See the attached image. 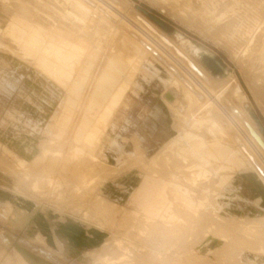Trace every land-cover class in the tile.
<instances>
[{"label": "rangeland", "instance_id": "374dc122", "mask_svg": "<svg viewBox=\"0 0 264 264\" xmlns=\"http://www.w3.org/2000/svg\"><path fill=\"white\" fill-rule=\"evenodd\" d=\"M39 1L42 3H39ZM47 1L48 0H0V54L6 57H12L18 61H26L42 75L44 80L47 81L45 83H50V85L62 88H71L72 92L74 91L75 93L73 92L74 94L66 96L71 99L70 102H67V105H69V113H66L70 116V123L71 121L76 122V120H82L83 117L85 118L88 116L91 119L90 128H92L96 123V126L98 127L105 119V121L108 122L106 126L108 130L105 126H102L103 124H101L102 128L99 126L98 131L102 135L104 133L103 136L105 138L108 137V139L103 138L105 143L107 140L110 141V138L112 144L113 141L115 142V145H112L107 141V150L112 152L113 163L109 164L103 158L105 156L104 153L106 149L103 151L104 153H102V155L101 153L98 154L99 151L98 153L95 152L97 151L98 143L95 142L92 144L88 142L87 133H85L84 142L82 141V143L79 144L80 146H83V149L78 146L73 148L76 153L79 150L78 153L82 155L81 157H83V159L78 160L77 164L76 161L73 162L67 160L68 153L70 151L71 139L69 133L71 128L67 129L68 132L62 141H60L61 143H59V146L56 143L51 146V144H53L57 139H55V137L48 132V129L52 122L57 123L54 121L56 115L52 118L51 115L53 110L44 105L38 95L27 93L22 96V103H32L33 109L31 108V112L14 111V113H8L5 109H8V104L13 102L10 100L14 95L11 99L7 96L1 95L0 97L2 99H0V108L3 111H0V119L7 121L12 120L19 126H25L24 121L31 115L34 120L36 119L40 122H34L36 127H33V129H38L39 132H37L41 134V142L39 144V153L37 157L38 159L36 158L37 160L35 159L34 163L20 160L17 154L12 151L11 145L0 143V169L4 170L15 180V184L18 186L16 194H19L18 192L20 186L21 190H24L25 188L27 190V185L34 178L44 176L46 180L49 177L52 178V183L55 184L51 186V188H48V192H46L44 196H38V194H32L31 196L28 192H23L21 195L35 201L37 205L40 208H44V210L54 211L65 217H74L76 221L82 222L89 228L91 233H97L100 235L101 239L98 241L100 246L94 249H87L88 246L90 247L91 245L79 248L70 244H67L66 247L59 245L57 255L55 253L51 254L50 250H48V247L40 237L36 239L33 238L32 240L27 236H17L18 239L12 238L10 241H4L3 239L0 240V251H4V246H1L3 241L5 244L8 243L11 246V258H7L5 264H45L40 263L39 260H44L47 264H264V217L251 214V220L253 222L255 221L254 228L251 226H242V230L237 229L242 232L241 236H238L240 235V231H238L239 233L237 232L238 234L235 232L237 230L234 225L237 223H233V226H231L232 223L226 224V221L231 219L230 215L228 216L227 213L229 214L228 207L232 206V204L238 202L246 204L251 207V211L255 210L256 205L250 197L243 194L239 174L234 168L236 165L235 158H237V156L228 150L224 141L218 138V133L215 130L211 128L206 132L208 126L212 125L211 112L206 111L199 114L198 121H190V125L188 124V121H186V123H182L185 121H183L184 119H181V116H183V114L184 116H188V114H191V112L199 106L195 108L196 106L191 105V103L188 104L187 100L186 102L180 98L175 89H168L169 87L161 82L163 79L162 76L154 74L144 76L137 73L133 63H130L127 48H125L122 43L120 45V34L117 31H111L110 29L113 28H110V25L106 30L105 24L103 25L105 28H96V26H93L90 29L88 28L83 30L82 26L85 25L84 20L75 15L71 9L63 12L62 15L59 16L60 18L58 17V19H56L57 21L59 20L56 23V27L50 30L47 27V24L50 25V20L47 16L49 14L53 15L52 13L54 12L49 9H43L44 4H47ZM59 1L62 4L71 3L69 5L70 7L75 3V0ZM200 1L201 0H180L177 4L175 2L168 3L164 0H128L125 11L123 12L125 16H131L130 14L134 12L145 17L173 43L184 49L185 52L190 55L202 69L207 71L217 80L227 81L234 78L236 82L234 84V88L235 85H238L240 91L245 96L244 100L239 101L234 95H226L221 99L223 101L220 100L218 103L222 106L225 105L224 107L228 105L230 107L233 106L238 108L240 114H243L246 119L251 121L252 125L255 126L264 139V51H260V39L264 40V0H215L214 3L216 6H213L211 2L209 3L210 0ZM204 3L206 5L208 4V10L212 15H210L211 17L209 16L207 19L202 20L200 24L197 23L195 19L198 18V8H202ZM186 6L191 9H188ZM217 11L224 12L225 19L221 25H224L223 27L226 30H223L222 26L214 24L212 21L214 15L217 14ZM9 23L12 25L13 32L7 31L6 27ZM61 27L64 28L62 29ZM216 29L219 30L217 31ZM66 31L68 33H66ZM178 34L181 35V38L178 37ZM82 35L84 36L82 37ZM6 37L19 43L20 47L27 52L29 58L22 57L21 53L18 54V51L11 46V43L6 39ZM98 37H100L103 41H100ZM117 41H119L118 44ZM82 44L85 46L83 47ZM248 45L251 46V51H249V54L251 55H248L247 52ZM196 47H199L210 54L207 53L202 57H198L195 53ZM245 52L247 53L245 54ZM131 58L136 61L138 56L136 54H132ZM206 60L212 67L215 68L218 75H215L213 70H209L206 67ZM105 61H107V64ZM110 61L113 64L114 61L118 63L125 62L130 67L129 70L133 73V75L128 79L129 81L126 86L123 87L119 82L115 87V89L125 88L123 90L125 99L120 100L119 102L117 101V103H109V106L107 105L108 100H110V98L114 95L115 89H113V85H102L101 82L103 74L111 77L113 76V78L118 77L117 72L108 70V65L112 64ZM35 63L39 65L38 68L35 66ZM1 81L2 79L0 77V83ZM97 83H100V85L103 86L105 93L107 90L109 91L106 93L108 95L107 101H104L99 94H97V91H95ZM213 88L217 92L220 90L218 85ZM166 90L167 98L174 106V108L172 107V111L170 110V107L167 109L166 106L163 105L160 97L158 96L162 93V91L164 93ZM15 93H18L17 90L14 91V94ZM153 94L155 95L152 96ZM83 96L85 97V102L88 101L86 106L82 105L84 100ZM206 99L207 97L202 95L200 97L201 103ZM88 103L91 104V106L93 105L92 107L95 109L98 108L100 111H97V109L95 111L94 108H92V112L87 111ZM126 105L127 107H125ZM157 108L161 109V113L156 110ZM175 108H177V110ZM37 109L40 112L36 111ZM104 110L106 112L102 114ZM162 114H165V116L167 115V126L166 119L164 123L160 122V115ZM35 116L36 118H34ZM102 116L105 118H102ZM138 117L143 119L141 120ZM222 118L224 119V117ZM118 119H123L124 122L118 121ZM124 119H130L131 122H125ZM146 119L152 120L153 125H148ZM223 119L222 121L224 122L221 124L225 132L228 134L229 129L231 130V126L226 119ZM178 121H180V123ZM112 123L114 124L112 125ZM114 125L118 129L115 128ZM174 126L177 130L172 129ZM113 128L114 133L116 132L115 135L112 132ZM76 130L77 129L74 131ZM120 130L121 132H119ZM145 130L146 132H144ZM161 130H164L165 132L169 130L168 139H166L165 134H159ZM109 131L113 134L108 133ZM124 131H127V133H123ZM182 131H189L193 138L188 137L185 138L184 141L177 140L179 136L183 134ZM134 132H138V134L144 138V146L133 142L132 139H134ZM156 134H158V136ZM151 135L153 139L151 138ZM236 135L239 136L237 133ZM60 136L61 135H58V137ZM118 137L120 138L118 139ZM125 137L128 141L130 140L129 142L133 143L134 152L132 151V154L126 151V146L123 141ZM171 139L173 141H171ZM85 141H87V143ZM90 144L92 146H90ZM94 144L96 148H93ZM148 145L152 146L149 147ZM118 146H121V149L118 148ZM138 146L139 148L141 146L140 151L142 154L137 155V153L140 152L136 151L139 150ZM48 147H52V151L57 154H60L59 150L62 149L63 152L61 157L56 158L54 157V154L51 153V155H49L46 159L42 160L41 155L43 154L44 148ZM111 147H113V151ZM145 147L147 148L145 149ZM151 148L154 150V154L151 156L154 161H152L151 157H144L145 150ZM166 153H170V155ZM207 155H212V159L209 160ZM88 160L90 161L88 162ZM137 160L138 162L141 160V163L139 162V164H142V168H144L143 170L140 168L139 164L137 165L135 163L136 165H134V162ZM216 160L223 161L225 165L223 167H217L215 165L208 166L211 161ZM142 161H145V163ZM162 161H164V164ZM130 162H133L132 167H129L131 166ZM192 162H194V164H192ZM98 163L100 165H98ZM152 163L154 166H152ZM78 164L81 166L78 167ZM145 164L148 166H145ZM175 164L177 165L175 166ZM126 165H128L127 168ZM84 166L86 168H84ZM94 166L95 168H93ZM120 166L125 167L121 168ZM138 167L141 170L138 169ZM90 168L95 170V174L97 173V175L102 174L106 176L105 173L110 174V171L111 175H107L109 179H107V177H102V179H99L96 184L91 183L85 185V187H83V185L80 186L82 170L85 169L84 171L91 173L92 170H90ZM121 169L122 171L126 170L127 172L132 170H139L144 173L151 172V175L165 176L164 178L170 181V187L172 190L170 196L173 202L171 204L170 211L166 212V216L158 218V220L149 217L139 212L134 203L131 204V202H129V196L123 199L125 201H122L120 198L108 196L105 193L101 181L106 180L110 183H116L113 179L117 178L121 174L122 171H119ZM20 171L23 172V177L19 175ZM126 171L124 172L127 173ZM25 173L30 174V177L27 176L29 180H25ZM113 173L114 176H112ZM47 183H49V179ZM73 185H79L85 192L82 190L76 191L75 198H73L71 192ZM220 201H223L224 205L220 203ZM216 202L219 203L220 208H218L219 206ZM76 204L80 209L76 208L74 212L75 215H73V206H76ZM224 206L228 207L225 208ZM186 211L189 213H186ZM205 212L207 215L210 213L207 217L211 222L206 219L207 217ZM201 213L203 214L201 215ZM0 214H3L2 210H0ZM178 214H180V216ZM21 215L22 213L18 209L6 210L4 218L6 220V226L10 228L11 232L17 233L18 229L22 228L26 224L28 219ZM210 215H213L214 218L210 217ZM82 216H84L86 220H84ZM199 216H204V218L202 217V219ZM88 218L90 221H88ZM212 220L215 221L213 222ZM259 220L262 222L260 223ZM236 221L239 223L245 222L244 224H246L248 222V218L243 215ZM0 222H4L1 219V216ZM151 223L152 225H150ZM218 223L220 227L218 226ZM156 224L159 226L158 229H162L163 227V229L165 228L164 231L166 230L167 233L156 229L158 227ZM187 224L188 226H191L188 227ZM167 228L171 229L170 231L172 232L174 230V234L172 232H168L169 230L167 231ZM188 228L189 231H186ZM148 229H151L152 231ZM175 230H177V232ZM231 231L235 232L231 234L232 236L230 235L231 237L237 235V237L242 238L238 239L236 237V240L238 239V243L236 242L235 237L233 238L235 240L234 241L229 236ZM150 232H154V234H151ZM160 232L165 233L164 235L162 233L163 237L160 235ZM252 233L255 237L259 238L260 236V238H254ZM168 234L173 235H169V237ZM21 237H23V239ZM166 239H169L170 242ZM250 241L251 243L258 242L256 245L255 243L251 244ZM241 242H244L245 246ZM236 243L238 244V247L233 246L236 245ZM239 243L242 244L240 245L242 246L241 248H239ZM7 250L8 249L6 248V251ZM20 250H22V255L24 256H20ZM67 252L70 254H66ZM25 253H27L28 258L25 257ZM78 253L79 255H77ZM25 259H27V261Z\"/></svg>", "mask_w": 264, "mask_h": 264}, {"label": "bare ground", "instance_id": "6f19581e", "mask_svg": "<svg viewBox=\"0 0 264 264\" xmlns=\"http://www.w3.org/2000/svg\"><path fill=\"white\" fill-rule=\"evenodd\" d=\"M17 1V0H16ZM46 1V0H45ZM126 1V2H125ZM161 1V0H160ZM166 2H175L178 4V2H180V0H164ZM198 1V0H197ZM202 1V0H201ZM200 1V2H201ZM215 0H210L209 3L211 2V4L213 6H216L215 3H214ZM217 1V0H216ZM24 2V1H22ZM41 1H39L40 3ZM127 2L128 0H75V3L70 7L69 5L71 3H68V4H62L59 0H48L47 1V4L45 3L44 4V8L43 9H49L50 11L54 12L52 13L53 15H48V19L50 20V25L47 24L48 26V29L52 30L54 27H56V23L59 21H57L56 19H58L59 16L62 15L63 12H66V11H69L70 9L74 12L75 15L79 16L81 19L84 20L85 22V25L82 26V29L83 30H86V29H90L92 28L93 26L96 28H105L106 27V30L107 28H109L108 26L110 25V28H113V29H110L111 31H117L119 34H120V39L119 41L121 40L120 42V45L121 43L125 46V48H127L128 50V53H129V57H130V63L134 65V68L136 69L135 71H137V73L141 74V75H149V74H154V75H159V76H162L163 79L161 80L162 84H165L166 86H168L169 88L168 89H175L176 92H178V96H180V98H182L184 101H188V104L191 103V105L193 106H196L195 108H197V106H199L197 109H192L194 110L193 112H191V114H188V116H181L182 118L181 119H184L183 121L185 122H181L182 123H186V121H188V124L190 125V121H195L197 122L198 121V115L203 113V112H206V111H210L211 112V121H212V125L208 126V128L206 129V132L209 130V129H213L215 130L218 134V138L222 139L225 143V146L228 148V150L231 151V153L235 154L237 156L236 159V165L234 166V168L236 169L237 173L239 174V177H240V180H241V186H242V189H243V194L245 196H248L251 198V200L254 202V204L256 205V208L255 210L251 211V207L250 206H247L246 204H242V203H234L232 204V206L228 207L229 209V214L227 213V215L231 217V219L229 221H226V224L228 223H232L231 226L234 225V227L237 229H243L241 228L242 226H251L252 228H254V224H255V221L253 222L251 220L252 216H250L251 214H256L257 216H263L264 217V139L262 137V135L257 131V129L255 128L254 125H252L251 121H249L248 119H246L244 117L243 114H240V111L238 110V108L236 107H233V106H228L226 105V107L220 105L218 102H220V100L224 97V96H231V95H234L239 101H243L245 96L244 94H242V92L240 91V88L238 87V85H235V88H234V84L236 83L234 78H231L229 80H217L216 78H214L213 76H211L207 71H205L204 69H202L198 63L190 56L188 55L184 49L180 48L179 46H177L175 43H173L166 35H164L162 32H160V30H158V28H156L155 26H153L145 17L141 16L140 14H137V13H131L130 15L131 16H125L124 15V12L125 11V8H126V5H127ZM205 2V1H204ZM35 3V2H34ZM42 3V2H41ZM188 3V1H187ZM207 3V2H206ZM37 5V4H36ZM39 5V4H38ZM208 5V4H207ZM207 5L204 3L202 8H198V18L195 19V21L197 23H200L201 24V21L204 20V19H207V17H209L211 14V12L208 10V7ZM14 6V5H13ZM226 6V5H225ZM6 7V6H5ZM39 7V6H37ZM188 8V6H186ZM190 8V7H189ZM188 8V9H189ZM16 9V7H15ZM20 9V8H19ZM27 9V8H26ZM191 9V8H190ZM29 10V9H28ZM48 10V11H49ZM20 11V10H19ZM47 11V12H48ZM21 12V11H20ZM45 12V11H44ZM50 13V12H49ZM26 14V13H25ZM48 14V13H47ZM194 14V13H193ZM29 16V15H28ZM211 17V16H210ZM21 18V17H20ZM43 18V17H42ZM60 18V17H59ZM22 19V18H21ZM224 19H225V16H224V12H220V11H217V14L214 15L213 17V23L214 24H219L220 26L222 22H224ZM31 23V22H30ZM210 23V22H209ZM211 23V24H213ZM106 25L105 27L103 25ZM203 24V23H202ZM31 26V25H30ZM224 26V25H223ZM222 26V27H223ZM35 27V26H34ZM38 27V26H37ZM60 27V26H59ZM209 27V26H208ZM7 31L9 32H13L12 31V25L9 23V25H7ZM23 28V27H22ZM62 28V27H61ZM64 28V27H63ZM62 28V29H63ZM25 29V28H24ZM40 29V28H39ZM61 29V30H62ZM81 29V28H80ZM81 29V30H82ZM223 30H226L224 27L222 28ZM6 30V29H5ZM27 30V29H26ZM66 30V29H65ZM82 30V31H83ZM217 30V29H216ZM219 30V29H218ZM217 30V31H218ZM110 31V32H111ZM230 31V29H229ZM228 31V32H229ZM85 32V31H84ZM101 32V31H100ZM59 33V32H58ZM66 33H68L66 31ZM86 33V32H85ZM97 33V32H96ZM103 33V32H102ZM112 33V32H111ZM221 33V32H219ZM224 33V31H223ZM222 33V34H223ZM61 34V33H60ZM87 34V33H86ZM91 34V33H90ZM95 34V33H94ZM221 34V35H222ZM36 35V34H35ZM70 35V34H69ZM88 35V34H87ZM93 35V34H92ZM111 35V34H110ZM84 35H82L83 37ZM108 36V35H106ZM72 37V36H71ZM76 37V36H75ZM81 37V38H82ZM86 37V35H85ZM84 37V38H85ZM88 37V36H87ZM92 37V36H91ZM105 37V36H104ZM109 37V36H108ZM178 37L181 38V35L178 34ZM42 38V37H41ZM100 39V41H103L101 40L100 37H98ZM6 39L11 43V46H13L16 51H18V54L21 53L22 57L24 58H29V56L27 55V52L25 50H23L19 43L13 41V39L11 38H8L6 37ZM45 39V38H43ZM88 39V38H86ZM85 39V40H86ZM98 39V41H99ZM106 39V38H105ZM118 39V37H117ZM72 40V39H71ZM84 40V39H83ZM89 40V39H88ZM106 41V40H105ZM117 41V44L118 42ZM7 43V42H6ZM79 43V42H78ZM102 43V42H101ZM100 43V44H101ZM104 43V42H103ZM99 44V45H100ZM260 51L263 52L264 51V40L263 39H260ZM81 45V44H79ZM98 45V44H97ZM103 45V44H102ZM82 46L84 47L85 45L82 44ZM101 46V45H100ZM105 46V45H104ZM117 47V45H116ZM101 48V47H100ZM248 55H251L249 54V51H251V46L248 45ZM118 49H119V45H118ZM119 51V50H117ZM125 52V51H124ZM245 52V54L247 53ZM7 53V52H6ZM195 53L196 55H198V57H202L204 55H206L208 52L207 51H204L202 50L201 48L199 47H196V50H195ZM81 54V53H80ZM111 54V53H110ZM132 54H136L138 56V59L136 61L132 60L131 58V55ZM210 54V53H208ZM83 55V54H82ZM128 55V54H127ZM118 58V57H117ZM106 64H107V61H105ZM103 62V63H105ZM208 62V61H207ZM109 63V62H108ZM110 63H112L110 61ZM36 67L38 68L39 65L37 63H35ZM113 64V63H112ZM109 64L108 65V70H112V71H115L118 73V77L117 78H113V76H109V75H105L103 74L102 76V85H108V86H112L113 89H115V87L117 86V84L120 82V84L124 87L127 85L128 83V79L130 78V76L133 75V73L130 72L129 70V66L125 63V62H116L114 61V64ZM206 65V64H205ZM104 67V66H103ZM206 67L210 70H212L211 68V65H206ZM102 68V67H101ZM86 69V68H85ZM105 69V67H104ZM133 70V69H132ZM106 71V70H105ZM213 73L215 74V70H213ZM215 75H218L215 74ZM81 77V76H80ZM234 77V76H233ZM79 78V77H78ZM91 78V77H90ZM89 78V79H90ZM110 78V79H109ZM112 78V79H111ZM86 79V78H85ZM114 79V80H113ZM153 79V78H152ZM160 79V78H159ZM228 79V78H227ZM84 80V79H83ZM90 81V80H89ZM90 83V82H89ZM88 83V84H89ZM92 84V83H91ZM78 85V83H77ZM76 85V86H77ZM220 88V90L217 92L213 87L214 86H217ZM88 86V85H87ZM93 86V85H92ZM164 86V87H166ZM77 88V87H76ZM107 88V87H106ZM109 88V87H108ZM125 88L121 89V88H118V89H115V93L114 95L110 98V100H108V104L110 106V104L116 102L117 101L119 102L120 100H124L125 99V94H124V90ZM155 89V88H154ZM86 90V89H85ZM84 90V91H85ZM107 90V89H106ZM111 90V88H110ZM95 91H97V94H99V96L104 100V101H107V97L108 95L106 94L107 92H109L108 90L104 91V88L103 86L100 85V83L98 84L97 83V86L95 88ZM74 92V91H73ZM75 93V92H74ZM94 93V91H93ZM113 93V92H112ZM91 95V94H90ZM155 94H153L152 96H154ZM202 95H205V97H207V99L202 103L200 101V97ZM81 96V95H80ZM88 96V95H87ZM86 96V97H87ZM163 103L164 106H166V108L168 109L170 107V110L172 111V107L174 108V106L170 103V101L168 100L167 98V90L163 93H160L158 95ZM84 97V96H83ZM89 97V96H88ZM83 99V98H82ZM88 99V98H87ZM86 99V100H87ZM101 100V99H99ZM82 101V100H81ZM102 101V100H101ZM186 101V102H187ZM223 101V100H221ZM226 101V100H225ZM88 102V101H87ZM87 102H85V97H84V100H83V103L82 105L86 106ZM103 102V101H102ZM110 103V104H109ZM142 103V102H141ZM225 103V102H224ZM67 104V103H66ZM105 104V103H104ZM136 104V103H135ZM63 105V104H62ZM122 105V104H121ZM148 105V104H147ZM93 106V105H92ZM91 104L88 103L87 105V111L89 112H92V107ZM105 106V105H104ZM188 106V105H187ZM127 107V105L125 106ZM137 107V106H136ZM191 107V106H190ZM62 108V107H61ZM111 108V107H110ZM124 108V107H123ZM132 108V107H131ZM194 108V107H192ZM97 111L99 110L98 108H96ZM96 109L94 108V110L96 111ZM133 109V108H132ZM177 110V108H175ZM136 110V109H135ZM157 111H159L161 113V109L160 108H157L156 109ZM191 110V111H192ZM100 111V110H99ZM77 112V111H76ZM106 112L105 110L102 112V114ZM109 112V111H108ZM115 112V111H114ZM130 112V110H129ZM135 112V111H134ZM146 112V111H145ZM170 112V111H169ZM116 113V112H115ZM114 113V114H115ZM188 113V112H186ZM190 113V111H189ZM76 114V113H75ZM118 114V113H117ZM128 114V113H127ZM177 114V113H176ZM179 114V113H178ZM116 115V114H115ZM120 115V114H118ZM182 115V114H181ZM222 115V116H221ZM106 116V115H105ZM144 116V115H143ZM152 116V115H151ZM161 118H160V122H165V119H166V126L168 125V121H167V115L165 116V114H162L160 115ZM82 117V116H81ZM100 117V116H99ZM134 117V115H133ZM180 117V116H179ZM224 117V119L222 118ZM102 118H105L102 116ZM109 118V117H108ZM119 118V117H117ZM140 118V117H138ZM100 119V118H99ZM141 119V118H140ZM143 119V118H142ZM141 119V120H142ZM148 119V118H147ZM146 119V120H147ZM223 120H227L228 123H230V126H231V130L229 129L228 131V134L225 132V130L223 129L222 127V121ZM59 114L57 112L56 114V118H55V122H59ZM74 120V119H73ZM86 120L90 121L89 118H86ZM117 120V119H116ZM125 120V119H124ZM62 121V120H61ZM101 121V120H99ZM118 121H121V122H124L123 119H118ZM131 120H125V122H128ZM226 121V122H227ZM175 122V121H174ZM180 123V121H178ZM153 121L152 120H147V124L148 125H153L152 124ZM88 124V123H87ZM97 124V123H96ZM96 124L92 127V128H88V129H85L87 133V136H88V139L87 141L90 142V143H98V147H97V152L99 151L98 154L101 153H104L103 151H105V156L103 157L106 162H108L109 164L110 163H113V156H112V152H109L107 150V147H108V144H107V141L106 143L104 142V139L105 138L102 134H100V132L98 131V127L101 126V124H103L102 126H107L108 122L105 121V119L103 120V123H100V125L97 127ZM114 123H112L113 125ZM177 124V122H176ZM225 124V123H224ZM116 125V124H115ZM114 125V126H115ZM174 125V124H173ZM187 125V124H185ZM188 125V126H189ZM228 125V124H227ZM60 126V125H59ZM101 126V128H102ZM117 126V125H116ZM115 126V128H117ZM164 126V125H163ZM177 126V125H176ZM78 127V126H77ZM113 127V126H112ZM159 127V126H158ZM190 127V126H189ZM70 128V127H69ZM110 128V127H109ZM136 128V127H135ZM186 128V127H185ZM105 129V128H104ZM106 129L108 130V128L106 127ZM118 129V128H117ZM122 129V128H121ZM127 129V128H126ZM174 130H177V128H175V126L172 128ZM83 131H85L84 129H82ZM235 132H234V131ZM105 131V130H104ZM112 131V129H111ZM114 133V128H113V131ZM121 132V130L119 131ZM127 133V131H124L123 133ZM146 132V130L144 131ZM110 133V131L108 132ZM113 133H110V134H113ZM116 133V132H115ZM114 133V135H115ZM140 133V132H139ZM143 133V132H142ZM148 133V132H147ZM180 133V132H179ZM182 135L179 136V138L177 140L179 141H184L185 138H188V137H192L193 136L189 133V131H182ZM236 133L239 135L237 136ZM56 134V133H55ZM121 134V133H120ZM131 134V133H130ZM149 134V133H148ZM151 134V133H150ZM159 134H165L166 135V139L169 138V130L168 131H164V130H161ZM228 136H227V135ZM74 135V134H73ZM101 135V136H100ZM113 135V136H114ZM147 135V134H146ZM158 136V134H156ZM225 135V136H223ZM106 136V135H105ZM130 136V135H128ZM134 139L133 142L139 144V145H142L144 146V143H145V140L144 138H142V136L140 134H138V132H134V135H133ZM164 136V135H163ZM120 137H118L119 139ZM131 138V137H130ZM151 138H152V135H151ZM86 139V138H85ZM105 139H108L105 138ZM117 139V140H118ZM146 139V137H145ZM153 139V138H152ZM158 139V138H157ZM162 139V138H161ZM96 140V141H95ZM111 143V138L109 139ZM131 140V141H132ZM87 141H85L87 143ZM124 143H125V146H126V151L131 153L132 154V151H133V143L132 142H129L126 137L123 139ZM171 141H173L171 139ZM153 142V141H152ZM155 142V141H154ZM162 142V141H161ZM109 143V144H110ZM115 142L113 141V144ZM147 143V142H146ZM150 143V142H148ZM157 143V142H155ZM223 143V142H222ZM223 143V144H224ZM112 144V143H111ZM112 144V145H113ZM152 144V143H151ZM158 144V143H157ZM191 144V143H190ZM89 145V143H88ZM115 145V144H114ZM154 145V144H153ZM156 145V144H155ZM87 146V145H85ZM90 146H92L90 144ZM110 146V145H109ZM149 146V145H148ZM152 146V145H151ZM149 146V147H151ZM95 147V144L93 145V148ZM115 147V146H114ZM117 147V146H116ZM137 147V145H136ZM172 147V146H171ZM77 148V147H76ZM88 148V147H87ZM96 148V147H95ZM112 148V151H113V147ZM118 148L121 149V146ZM141 148V146H140ZM139 148L138 146V149L139 150H136L137 152L140 151L141 149ZM147 147H145L146 149ZM154 148V147H153ZM79 149V148H78ZM117 149V148H116ZM118 149V150H120ZM180 149V148H179ZM96 150V149H95ZM79 151V150H78ZM77 151V153H78ZM82 151V150H81ZM115 151V150H114ZM121 151V150H120ZM119 151V152H120ZM83 152V151H82ZM92 152V151H90ZM134 152V151H133ZM141 152V151H140ZM137 153L138 154H142L141 153ZM127 153V154H129ZM145 153V154H144ZM143 154L145 155L144 157H151L153 156L154 154V150L151 149H148V150H145ZM186 153V152H185ZM193 153V152H192ZM118 154V153H117ZM129 154V155H131ZM134 154V153H133ZM166 154H169L170 153H166ZM78 155V154H77ZM96 155V154H95ZM157 155V154H156ZM192 155V154H191ZM79 156V155H78ZM82 156V155H81ZM98 156V155H97ZM125 156V155H124ZM158 156V155H157ZM195 156V155H193ZM126 157V156H125ZM143 157V158H144ZM165 157V156H163ZM162 157V158H163ZM171 157V156H169ZM196 157V156H195ZM78 158V157H77ZM82 158V157H81ZM101 158V159H103ZM140 158V157H139ZM138 158V160H139ZM152 158V161L153 160V157ZM176 158V157H175ZM207 158L210 160L212 159V155H207ZM80 159V158H79ZM83 159V158H82ZM81 159V160H82ZM86 159V158H85ZM92 159V158H91ZM137 159V158H136ZM141 159V158H140ZM155 159V158H154ZM164 159V158H163ZM162 159V160H163ZM135 161L134 162V165H138L139 161L138 162ZM143 160V159H142ZM146 160V159H144ZM90 160H88L89 162ZM151 161V162H152ZM160 161V160H159ZM158 161V162H159ZM74 162V161H73ZM138 162V163H137ZM143 162V161H142ZM147 162V161H146ZM150 162V163H151ZM164 161H162L163 163ZM174 162V161H173ZM177 162V160H176ZM179 162V161H178ZM131 163V166L129 167H132L133 166V162H130ZM136 163V164H135ZM141 163V162H140ZM145 163V161L143 162ZM201 163V162H200ZM84 164V163H83ZM96 164V163H95ZM159 164V163H158ZM164 164V163H163ZM166 164V163H165ZM179 164V163H178ZM190 164V163H189ZM188 164V165H189ZM192 164H194V162H192ZM74 165V164H73ZM87 165V164H85ZM94 165V164H93ZM98 165H100L98 163ZM140 165V164H139ZM160 165V164H159ZM177 164H175L176 166ZM180 165V164H179ZM182 165V163H181ZM145 166H148L147 164H145ZM152 166L153 163H152ZM172 167H174L173 165H171ZM185 166V165H184ZM75 167V166H74ZM90 167V166H89ZM106 167V166H105ZM121 168H124L122 166H120ZM128 167V165H126V168ZM136 167V166H135ZM142 164L140 165V168L143 170L144 168H142ZM150 167V166H149ZM148 167V168H149ZM171 167V168H172ZM182 167V166H181ZM187 167V166H186ZM84 168H86L84 166ZM95 168V166L93 167ZM98 168V167H97ZM102 168V167H100ZM134 168V167H133ZM137 168V167H136ZM138 167V169H140ZM165 168V167H164ZM140 169V170H141ZM182 169V168H181ZM85 170V169H84ZM90 170H92V168H90ZM99 170V169H98ZM101 170V169H100ZM112 170V169H111ZM114 170V169H113ZM131 170V169H129ZM128 170V171H129ZM173 170V169H172ZM107 171V170H106ZM116 171V170H115ZM114 171V172H115ZM120 172L122 171L119 170ZM126 171V170H124ZM122 171L121 174L124 172ZM156 171V170H155ZM158 171V170H157ZM199 171V170H198ZM77 172V171H76ZM103 172V171H102ZM100 172V173H102ZM127 172V171H126ZM146 172V171H145ZM154 172V171H152ZM162 172V171H161ZM169 172V171H168ZM197 172V171H196ZM89 173V172H88ZM92 173V172H91ZM99 173V172H98ZM110 174L108 173H105L108 178L109 175H111V171L109 172ZM118 173V171H117ZM125 173V172H124ZM123 173V174H124ZM151 173V172H150ZM148 173V174H150ZM85 174V173H84ZM95 174V173H94ZM97 174V173H96ZM120 174V175H121ZM184 174V172H183ZM188 174V173H186ZM225 174V173H224ZM79 175V174H78ZM99 175V174H98ZM108 175V176H107ZM119 175V174H117ZM119 175V176H120ZM166 175V174H165ZM203 175V174H202ZM85 176V175H84ZM114 176V173L113 175ZM160 176V175H159ZM100 177H103L101 176L100 174ZM165 177V176H164ZM195 177V176H194ZM91 178V177H89ZM188 178V177H187ZM102 179V178H100ZM104 179V178H103ZM113 179V178H112ZM116 179V178H115ZM114 179V180H115ZM187 180V179H186ZM86 181V180H85ZM203 181V180H202ZM83 182V181H82ZM103 182V181H101ZM104 183V182H103ZM223 185V184H222ZM85 186V185H84ZM188 186V185H187ZM196 187V186H195ZM193 188V187H192ZM172 191V190H170ZM173 196V195H172ZM203 197V195H202ZM171 198V197H170ZM204 199V197H203ZM183 200V199H182ZM230 200V199H229ZM236 200V199H235ZM239 200V199H238ZM106 202V201H105ZM251 202V201H250ZM249 202V203H250ZM217 203V202H216ZM215 203V205H216ZM220 203H224L223 201H220ZM233 203V201H232ZM226 204V203H225ZM98 205V204H97ZM186 205V204H185ZM215 205H214V208H215ZM217 205L219 206L218 208H220V205L219 203H217ZM216 205V206H217ZM224 205V204H223ZM222 205V206H223ZM229 205V204H228ZM221 206V207H222ZM98 207V206H97ZM225 207V206H224ZM225 207V208H226ZM254 207V206H253ZM236 208V209H235ZM93 210V209H92ZM99 210V209H97ZM221 210V209H219ZM218 210V211H219ZM107 211V210H106ZM99 212V211H98ZM181 212V211H180ZM212 212V211H210ZM91 213V212H90ZM106 213V212H105ZM179 213V212H178ZM186 213H189L188 211H186ZM186 213H185V218H186ZM206 213V212H205ZM108 214V213H107ZM203 213H201L202 215ZM210 214V213H209ZM208 214V215H209ZM180 216V214H178ZM200 215V214H199ZM206 217L208 216L207 213L205 214ZM246 216L248 218V222L246 224H244L245 222H242V223H239L237 222L236 220L238 218H240L241 216ZM255 215V216H256ZM188 217V216H187ZM193 217V216H192ZM198 217V216H197ZM201 217V216H199ZM204 218V216H202ZM201 217V218H202ZM205 217V218H206ZM210 217L214 218L213 215ZM184 218V217H182ZM202 218V219H203ZM195 219V218H194ZM206 219L209 220V218L207 217ZM99 220V219H98ZM104 220V219H103ZM129 220V219H128ZM190 220V219H189ZM201 220V219H200ZM199 220V221H200ZM216 220V219H215ZM214 220V221H215ZM247 220V219H246ZM256 220V219H255ZM207 221V222H208ZM213 221V220H212ZM213 221V222H214ZM258 221V220H257ZM256 221V222H257ZM260 223L262 222L261 220H259ZM99 222V221H98ZM109 222V221H108ZM145 222V221H144ZM189 222V221H188ZM211 222V221H210ZM97 223V222H96ZM101 223V222H100ZM119 223V222H118ZM143 223V222H142ZM216 223V222H215ZM214 223V224H215ZM224 223V222H223ZM234 223V224H233ZM239 223V224H238ZM264 223V222H263ZM103 224V223H102ZM158 224V223H157ZM156 224V225H157ZM196 224V223H194ZM210 224V223H208ZM252 224V225H251ZM106 225V224H105ZM108 225V224H107ZM139 225V224H138ZM152 225V223L150 224ZM155 225V224H154ZM153 225V226H154ZM159 225V224H158ZM157 225V226H158ZM162 225V224H161ZM217 225V223H216ZM221 225V224H220ZM225 225V224H224ZM223 225V226H224ZM264 225V224H263ZM102 226V225H100ZM123 226V225H122ZM155 226V227H157ZM160 226V225H159ZM159 226L156 228L158 229ZM188 226V224H187ZM191 226V225H190ZM188 226V227H190ZM193 226V225H192ZM200 226V225H199ZM198 226V227H199ZM207 226V225H206ZM218 226H219V223H218ZM222 226V225H221ZM228 226V225H227ZM238 226V227H237ZM260 226V225H259ZM124 227V226H123ZM151 227V226H149ZM186 227V226H185ZM201 227V226H200ZM220 227V226H219ZM226 227V226H225ZM233 227V228H234ZM122 228V227H121ZM154 228V227H153ZM174 228V227H173ZM179 228V227H177ZM187 228V227H186ZM192 228V227H191ZM229 228V227H228ZM231 228V227H230ZM260 228V227H259ZM152 229V228H151ZM151 229H148V230H151ZM155 229V228H154ZM165 229V228H164ZM163 227L162 229H158V230H162L163 232H166V230L164 231ZM182 229V228H181ZM198 229V228H197ZM201 229V228H199ZM207 229V228H206ZM220 229V228H219ZM262 229V228H261ZM146 230V231H148ZM153 230V229H152ZM151 230V231H152ZM169 230V231H168ZM171 229H168L167 228V231L168 232H172L170 231ZM205 230V229H204ZM222 230V229H221ZM227 230V229H226ZM233 230V229H232ZM157 231V230H156ZM177 232V230H175ZM186 231H189V228L188 230L186 229ZM199 231V230H198ZM240 230H237L235 231L236 234H238ZM159 232V231H158ZM162 232V233H163ZM174 232V230H173ZM172 232V233H173ZM180 232V231H179ZM233 231L227 234H229V236L233 233H235ZM238 232V233H237ZM264 232V230H263ZM151 233V232H150ZM154 234V232H152ZM151 233V234H152ZM156 233V232H155ZM161 233V232H160ZM162 233L160 235H162ZM167 233V232H166ZM223 233V232H222ZM241 231H240V235L238 236H241ZM258 233V231H257ZM133 234V233H132ZM139 234V233H138ZM137 234V235H138ZM165 233H163L164 235ZM174 234V233H173ZM172 234V235H173ZM198 234V233H196ZM245 234V233H243ZM242 234V235H243ZM253 234V233H252ZM259 234V233H258ZM262 234V232H261ZM134 235V234H133ZM132 235V236H133ZM162 235V237H163ZM170 234H168L169 236ZM170 235V236H172ZM182 235V234H181ZM218 235V234H216ZM215 235V236H216ZM235 235V234H234ZM233 235V236H234ZM264 235V234H263ZM262 235V236H263ZM159 236V235H157ZM156 236V237H157ZM169 236V237H170ZM202 236V235H200ZM219 236V235H218ZM217 236V237H218ZM228 236V235H227ZM226 236V237H227ZM232 236V235H231ZM230 236V237H231ZM254 236V234H253ZM261 236V237H262ZM139 237V236H138ZM144 237V236H143ZM160 237V236H159ZM166 237V235H165ZM164 237V238H165ZM168 237V238H169ZM176 237V236H175ZM184 237V236H183ZM194 237V236H193ZM222 237V236H220ZM235 237V240H236V236ZM234 237H231L232 239ZM248 237V236H247ZM250 237V236H249ZM154 238V236H153ZM181 238V236H180ZM238 239H240L241 237H237ZM254 238L256 239H259L257 237L254 236ZM157 239V238H156ZM163 239V238H162ZM171 239V238H170ZM173 239V238H172ZM176 239V238H175ZM238 239L236 240V242L238 241ZM242 239V238H241ZM247 239V238H246ZM140 240V239H139ZM154 240V239H153ZM167 241L170 242L169 239H166ZM182 240V239H181ZM234 240V239H233ZM234 240V241H235ZM255 240V239H254ZM253 240V241H254ZM186 241V240H185ZM264 241V240H263ZM138 242V241H137ZM140 242V241H139ZM163 242V241H162ZM168 242V243H169ZM195 242V241H194ZM199 242V241H198ZM258 242V241H257ZM257 242H253L250 243L251 244H256ZM158 243V242H157ZM183 243V242H182ZM197 243V242H196ZM232 243V242H231ZM238 243V242H237ZM236 245H233V246H236L238 247L237 244ZM244 244V242H241ZM249 243V244H250ZM151 244V243H150ZM162 244V243H161ZM167 244V243H166ZM173 244V243H172ZM198 244V243H197ZM248 244V245H249ZM171 245V244H170ZM189 245V244H188ZM242 245L239 243V246ZM257 245V244H256ZM151 246V245H150ZM149 246V247H150ZM162 246V245H160ZM159 246V247H160ZM232 246V244H231ZM245 246V244H244ZM243 246V247H244ZM250 246V245H249ZM242 246H240L239 248H241ZM246 247H247V244H246ZM251 247V246H250ZM259 247V246H258ZM263 247V246H262ZM111 248V247H110ZM254 248V247H253ZM161 249V248H160ZM244 249V248H243ZM146 250V249H145ZM242 250V249H241ZM246 250V249H245ZM256 250V249H255ZM106 252V251H105ZM116 252V251H115ZM147 252V251H146ZM219 252V251H218ZM240 252V251H239ZM238 252V253H239ZM107 253V252H106ZM141 253V252H140ZM236 253V251H235ZM116 254V253H115ZM122 254V253H121ZM224 255V254H223ZM227 255V254H226ZM106 256V255H105ZM195 256V255H194ZM236 256V255H234ZM157 257V256H156ZM193 257V256H192ZM117 258V256H116ZM233 258V257H232ZM198 259V258H197ZM226 259V258H225ZM148 260V259H147ZM196 260V259H195ZM218 260V259H217ZM128 262V261H127ZM171 262V261H170ZM195 262V261H194ZM206 262V261H205ZM146 263V262H145ZM192 263V262H191ZM196 263V262H195ZM224 263V262H223ZM233 263V262H232ZM212 264V263H211ZM221 264V263H219ZM238 264V263H237ZM248 264V263H247Z\"/></svg>", "mask_w": 264, "mask_h": 264}, {"label": "crops", "instance_id": "0c3cea01", "mask_svg": "<svg viewBox=\"0 0 264 264\" xmlns=\"http://www.w3.org/2000/svg\"><path fill=\"white\" fill-rule=\"evenodd\" d=\"M0 77L2 79L0 83V96L4 95L11 99V97L14 95L11 100L9 99L13 102L8 104V109H5V111L7 110L8 113H14V111H32V103H22V96L27 93L38 95L41 102L53 110L51 115L52 118H54L58 112L60 119L59 122H52L48 129V132H50V134L53 135L55 139H57L53 144H51V146L55 143L59 146V143H61L60 141H62L68 132L67 129L71 128L69 133L71 143L69 142L70 151L68 153L67 160L76 161L77 164L78 160L82 159L83 157L81 158L79 153L74 152L73 148L78 146L83 149V146H80L79 144L82 143V141L84 142L86 132L85 129L90 128L91 119L87 116L85 118L83 117L82 120H76V122L71 121V123L69 122L70 116L66 114L69 113V105L65 103L71 101V99L69 97L67 98L66 96L74 94L72 89L62 88L50 85V83H45L47 81L44 80L42 75L26 61H18L12 57L2 56L1 54ZM15 90L18 92L17 94H14ZM0 99L2 98L0 97ZM0 111L3 110L0 108ZM36 111L39 110L37 109ZM27 118L24 121L25 126H19L12 120L7 121L0 119V143L11 145L12 151L17 154L20 160L34 163V160L38 157L39 153L41 134L38 133V129H33L35 126L34 122L37 120H34L31 115L28 119ZM34 118H36V116ZM86 118H89L90 121L86 120ZM75 129L77 130L74 131ZM82 129L85 131H82ZM58 135L61 136L58 137ZM59 152L60 154H57L56 152L52 151V147L44 148L41 158L44 160L49 155H51V153L54 154V157L59 158L61 157L63 150L61 149ZM209 165L223 167L225 163L221 160H216L211 161L208 166ZM80 166L81 165L78 164V167ZM92 172L93 173H88L87 171L82 170L80 186L83 185V187H85L84 185L87 184L98 183V180L102 177H100V174H94L95 170H92ZM19 175L23 177V172L20 171ZM25 175V180H29L27 176L30 177V174L25 173ZM101 176L105 177L102 174ZM48 179L49 183H47ZM52 181L53 179L50 177L46 180L45 176L34 178L27 185V190L26 188L21 190L20 186L18 192L19 194H16V189L18 186L15 184V180L4 170L0 169V210H2L3 213L0 214V216L4 221L3 223L0 222V240L3 239L4 241H10L12 238L18 239L20 236H27L32 240L33 238L36 239L40 237L48 247V250H50L51 254L55 253L57 255L59 251V245L66 247L67 244H70L76 248L91 245L90 247L88 246L87 249L99 247L100 245L98 241L101 239L100 235L97 233H91L85 224L80 221H76L74 217H65L54 211L44 210V208H40L35 201L21 195L23 192H28V194H31V196L32 194L44 196L46 192H48V188H51V186L55 184L52 183ZM114 181H116V183H110L106 180H103L104 183L101 182L103 184L102 187L108 196L120 198L122 201H125L123 199L129 196V202H131V204L134 203L136 209L139 212L157 220L158 218L166 216V212L170 211L173 201L170 198V181L166 180V178L162 176H154L139 170H132L118 176ZM80 186H72L71 192L73 198H75L76 191H84V189L80 188ZM76 208L80 209L77 204L76 206H73V215H75L74 212ZM8 209H18L22 213L21 216H24L28 219L26 224L22 228L18 229L17 233L11 232L10 228L6 226V220L4 217L6 210ZM82 218L86 220L84 216H82ZM88 221H90L89 218ZM21 238L23 239V237ZM4 241L1 243V246H4V251H0V264H5L7 258H11V246L8 243L5 244ZM6 248L8 249L7 251ZM22 253V250H20V256H24ZM66 254L70 253L67 252ZM77 255H79V253ZM25 257L28 258L27 253H25ZM25 260L27 261V259ZM39 262L47 264L44 262V260H39Z\"/></svg>", "mask_w": 264, "mask_h": 264}, {"label": "water", "instance_id": "95a60500", "mask_svg": "<svg viewBox=\"0 0 264 264\" xmlns=\"http://www.w3.org/2000/svg\"><path fill=\"white\" fill-rule=\"evenodd\" d=\"M205 63H206V65H210V64L207 62V60H206V62H205ZM211 68H212V70H215V68H214V67H212V66H211ZM216 73H217V72H216V70H215V74H216Z\"/></svg>", "mask_w": 264, "mask_h": 264}]
</instances>
